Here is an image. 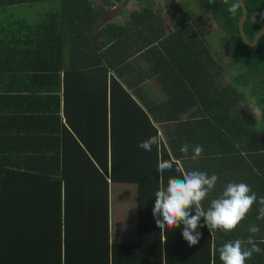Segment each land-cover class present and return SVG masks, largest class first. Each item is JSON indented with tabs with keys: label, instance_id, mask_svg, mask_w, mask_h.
Instances as JSON below:
<instances>
[{
	"label": "trees",
	"instance_id": "1",
	"mask_svg": "<svg viewBox=\"0 0 264 264\" xmlns=\"http://www.w3.org/2000/svg\"><path fill=\"white\" fill-rule=\"evenodd\" d=\"M201 1L204 14L197 17L179 5L168 8V31L167 21L154 11V0H141V8L130 13L125 25H102L99 17L107 11L93 0H0V33L27 48L35 65L24 73L26 77L46 79L70 92L89 88L85 120L95 118L96 125V134L86 144L88 152L80 148L81 156L66 167L48 168L45 174L57 185H30L20 194L9 182L17 173L0 169V264H72L78 251H85L87 264H222L217 248L235 239L247 241L249 236L262 251L246 264H264V219L258 220L252 210L237 228L255 224L258 233L203 227L199 243L191 247L182 238L183 225L162 232L152 214L154 193L162 183L166 186L170 176L180 175L171 171L161 177L156 170L161 157L186 161L193 152L182 153L184 144L223 145L241 142L244 135L247 142L264 143V134L257 129L234 128L221 117L222 112H233V121L252 119L263 132L264 36L256 47L246 44L240 31L244 15L240 1ZM103 2L114 7L130 0ZM245 3L250 13L245 31L254 41L261 27L251 16L264 13V0ZM233 4L238 5L235 13L228 10ZM21 5L47 7L45 19L37 24L5 19L9 7ZM212 22L227 33L237 60L246 66L244 72L229 78V85L224 83L226 61L216 59L217 52L207 43ZM149 80L164 89L167 101H142L139 94ZM70 92L67 100L72 102ZM254 101L262 114L259 123L254 114L246 120L242 117L244 111L252 113ZM192 107L201 113L200 118L183 120V112ZM165 121L175 122L178 131L174 135L168 131L167 139ZM196 123L200 125L197 134L188 130L189 124ZM157 131L164 136L159 148L153 146L149 152L138 147ZM215 157L205 149L200 165H208ZM180 167L187 171L181 163ZM111 183L137 186L135 242L111 243ZM203 202L207 210L206 203L211 201Z\"/></svg>",
	"mask_w": 264,
	"mask_h": 264
},
{
	"label": "crops",
	"instance_id": "2",
	"mask_svg": "<svg viewBox=\"0 0 264 264\" xmlns=\"http://www.w3.org/2000/svg\"><path fill=\"white\" fill-rule=\"evenodd\" d=\"M118 5L116 4L114 9ZM40 8L41 5L11 6L6 10L5 19H24L30 24H37L45 19L47 11V7L42 10ZM6 15H18L19 18L13 19ZM9 38L0 33V169L17 173L11 177L9 182L17 186L21 194L30 185L34 188L42 185H57L51 175L45 174L49 173L48 168L66 167L68 163L81 156L80 148L87 151L86 144L92 139V135L96 134V125L95 118L89 119V123L85 120L86 111L89 110L90 93H87L89 88L79 91L71 89L70 92L64 88L60 90L61 86H56L54 82L46 79L26 77L24 73L35 66L28 58L29 50L14 42L15 38L13 40ZM228 81L231 82L226 79L224 83L227 85ZM69 92L72 102L67 100ZM139 96L142 101L146 99L153 104L167 101V93L154 80L145 83ZM67 102L72 104L69 108L70 114L67 112ZM212 104H210L211 107ZM218 113L215 111L216 117ZM222 113V120L229 126L234 128L243 126L257 129L261 135L264 133L259 129V125L253 127L252 119L247 122L233 121L231 118V115H234L233 112ZM200 114L196 107H192L183 112L181 118L196 121L200 118ZM251 115L252 113L246 111L242 113L244 120ZM260 120L258 118L257 122L259 123ZM188 130L197 134L200 131V125L189 124ZM168 131L171 135L178 133L175 122H164L165 139H167ZM98 133L101 132L98 131ZM193 145H189L190 152H193L191 147ZM198 145L202 146L203 151L208 149L211 153L213 152L216 159L211 160L208 165L207 163L200 165L201 156L193 159L192 153L186 161L180 159L179 162L182 167H186L187 171H203L209 176L212 174L218 176L214 189L209 192L205 200L211 201L218 198L229 182H244L257 194V202L253 204L251 210L258 214L261 207L259 198L264 197L262 187L264 186V143L252 144L247 142L244 135L241 142L236 140L233 143L225 142L223 145L215 143ZM83 182H85L84 178ZM111 185L116 186V189L121 192L114 203L117 208L116 232L119 231V240L114 239L110 224L111 243L135 242L137 240L138 205L137 193L134 195V184L111 183ZM62 195L64 194H61L60 198ZM202 206L204 207V202ZM206 207H210V202L206 203ZM251 225L238 227L235 230L249 232ZM75 255L76 257H72V264L89 262V258L85 257V251H78Z\"/></svg>",
	"mask_w": 264,
	"mask_h": 264
},
{
	"label": "clouds",
	"instance_id": "3",
	"mask_svg": "<svg viewBox=\"0 0 264 264\" xmlns=\"http://www.w3.org/2000/svg\"><path fill=\"white\" fill-rule=\"evenodd\" d=\"M214 3L215 0H209ZM238 5L229 7V12L235 13ZM164 142V136L157 131L147 139L139 142L138 147L145 151H151L153 146H159ZM189 145L185 144L180 151L187 154ZM193 159L202 155L201 145L191 146ZM157 173L162 177L165 172L175 171L180 175L170 176L166 186L162 183L154 193L155 201L152 214L156 226L162 231H168L174 227L182 228V238L191 247L197 245L202 237L200 228L207 227L209 231L221 230L231 232L245 219L254 203L257 202V194L244 182H229L218 198L212 199L207 210L202 202L214 189L218 176H209L203 171H185L180 167L178 160L169 158L158 160ZM257 219H264V197L259 198ZM194 212V214H193ZM203 218V223L201 220ZM248 231L256 234L260 231L258 225H251ZM264 242V241H262ZM250 245V247H248ZM262 250L259 245L249 236L247 241L235 239L222 243L218 248L219 260L222 264H246V261L254 253Z\"/></svg>",
	"mask_w": 264,
	"mask_h": 264
},
{
	"label": "rangeland",
	"instance_id": "4",
	"mask_svg": "<svg viewBox=\"0 0 264 264\" xmlns=\"http://www.w3.org/2000/svg\"><path fill=\"white\" fill-rule=\"evenodd\" d=\"M141 0H130V2L120 3L115 9L114 7L109 8L110 6L105 5L106 3L103 2V0H93L95 6L103 7L105 11H107L106 14H104V17H99L101 19V24L104 25L106 22L110 23H117L119 25H125L130 17V13L134 10L141 8L140 6ZM159 2V3H158ZM159 4V6H157ZM154 5H156V8L154 7V11L162 16L167 21L168 29H171V25L169 24V16L166 14V11L168 8L179 5L184 10L189 12L193 17H197L199 15H203L204 13V3L201 0H154ZM36 6V5H35ZM43 7L41 6L40 10H42ZM137 9V10H138ZM10 16V15H6ZM39 16V15H38ZM37 16V17H38ZM207 16V15H206ZM40 17V16H39ZM10 18L17 19L19 18L18 15L10 16ZM209 34L207 35V43L210 46V49L213 53L217 52V54H214L216 56V59L226 61L225 63V73L224 77L226 79H229L235 73H242L246 70V66L244 62L237 60L236 55L233 52V49L229 43L230 38L227 35L225 31L222 30L220 26H217L214 22L210 24L208 27ZM230 80V79H229ZM230 81L227 82V85ZM226 85V83H225ZM223 86V83H222ZM253 111L252 114H254V117L260 118L262 116L260 109L258 108L256 101L253 102ZM258 126V124L254 125L253 127ZM264 131V130H263ZM264 134V133H262ZM111 185L110 190V200H111V215H110V224H111V231L113 233L114 239L119 240V231L116 232L117 228V208L114 205L116 202L117 197L121 194L120 190L116 189V186ZM134 187V195H136V186ZM129 192V191H128ZM131 193V192H129ZM132 194V193H131ZM126 199V198H125Z\"/></svg>",
	"mask_w": 264,
	"mask_h": 264
},
{
	"label": "water",
	"instance_id": "5",
	"mask_svg": "<svg viewBox=\"0 0 264 264\" xmlns=\"http://www.w3.org/2000/svg\"><path fill=\"white\" fill-rule=\"evenodd\" d=\"M240 1L242 7H243V11H244V15L240 21V31L242 34V37L244 39V41L246 42V44H248L250 47H256L258 45V42L260 41V39L264 36V22L258 21V18L261 17L264 19V13L261 12H256L253 15V20L257 22V24L261 27V31L258 33V35L255 37L254 41H251L245 31V24L248 21L249 18V9L245 3V0H238Z\"/></svg>",
	"mask_w": 264,
	"mask_h": 264
},
{
	"label": "flooded vegetation",
	"instance_id": "6",
	"mask_svg": "<svg viewBox=\"0 0 264 264\" xmlns=\"http://www.w3.org/2000/svg\"><path fill=\"white\" fill-rule=\"evenodd\" d=\"M255 13H256V12H255ZM255 13H253V15H254ZM253 15L251 16V19H252V21H253L254 23L257 24V22L253 20ZM262 19H263V18H262ZM258 21L264 22V19H263V21H262V20H261V17H259V18H258ZM257 25H258V24H257ZM256 36H257V35H256Z\"/></svg>",
	"mask_w": 264,
	"mask_h": 264
}]
</instances>
